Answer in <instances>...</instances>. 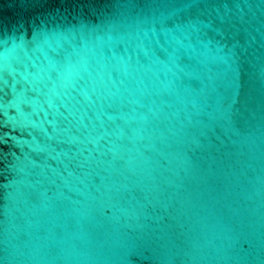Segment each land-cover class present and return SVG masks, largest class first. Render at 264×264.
<instances>
[{"label": "water", "instance_id": "water-1", "mask_svg": "<svg viewBox=\"0 0 264 264\" xmlns=\"http://www.w3.org/2000/svg\"><path fill=\"white\" fill-rule=\"evenodd\" d=\"M0 264H264V0H0Z\"/></svg>", "mask_w": 264, "mask_h": 264}]
</instances>
